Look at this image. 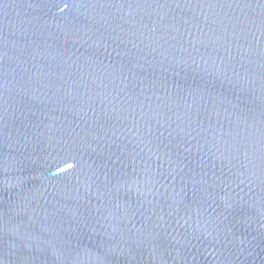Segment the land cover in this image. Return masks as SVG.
<instances>
[{
	"label": "water",
	"instance_id": "water-1",
	"mask_svg": "<svg viewBox=\"0 0 264 264\" xmlns=\"http://www.w3.org/2000/svg\"><path fill=\"white\" fill-rule=\"evenodd\" d=\"M0 264H264V0H0Z\"/></svg>",
	"mask_w": 264,
	"mask_h": 264
}]
</instances>
